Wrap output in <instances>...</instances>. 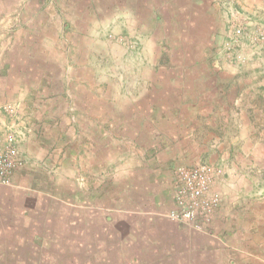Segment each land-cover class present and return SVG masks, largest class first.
<instances>
[{"label":"rangeland","instance_id":"1","mask_svg":"<svg viewBox=\"0 0 264 264\" xmlns=\"http://www.w3.org/2000/svg\"><path fill=\"white\" fill-rule=\"evenodd\" d=\"M259 34L264 0H0V107L40 137L35 167L0 185V264H189L175 222L127 204L132 137L174 153L173 193L176 170L208 165L222 205L263 203Z\"/></svg>","mask_w":264,"mask_h":264},{"label":"crops","instance_id":"2","mask_svg":"<svg viewBox=\"0 0 264 264\" xmlns=\"http://www.w3.org/2000/svg\"><path fill=\"white\" fill-rule=\"evenodd\" d=\"M7 106L17 109L15 105L9 104L1 106L3 111ZM6 119L11 126H5L2 129L3 133L0 131V139L9 132L15 133L21 138L20 152L22 158L27 166L35 167V162L39 158L38 155L40 156L37 147L35 148V139H40V137H34L35 134L32 131L30 132L22 126V124H25L24 122L19 124L20 128L15 127L14 124L20 121L17 117ZM129 144L131 146L124 151L126 152L124 153L125 156H127L125 161L128 163L127 167H132L128 171L131 174V179H128L127 182L128 193L126 198L129 201L127 204L134 208V213L143 214L145 220L150 222L156 220L158 223L163 224L166 222L163 220H167L165 218L169 219L168 214L174 208L172 171L174 174L177 159L173 155L174 153H172L174 158L172 156L170 158L168 155L166 160L161 161L158 159L162 151L159 153L160 150L156 149L157 147L153 146L151 141L145 137H132L129 139ZM100 146L101 144L96 143V154ZM112 147L116 150L117 146L113 145ZM130 149L135 151L134 154L138 157H141L138 163L134 161V165H131L132 158L130 156L133 152ZM164 149L167 150L165 147ZM153 150L154 155L157 154L155 156L157 159H154L156 169L150 168ZM172 150L174 149L172 148ZM181 164H184V162H181ZM141 165L147 167L142 169ZM147 171H149L148 177L145 174ZM143 172L145 175H143ZM102 173L103 171L100 169L97 175L102 178ZM18 178L21 180L23 177L18 176ZM257 206H261V208ZM263 206L264 202L254 205L252 200H235L228 197L215 215L213 223L205 232H195L186 227V229L181 230V226L175 223L174 227L176 229L166 232V236L168 233H173L176 238L190 239L189 250L192 253V258L190 262L188 261L189 264H264ZM136 210L137 212H135ZM165 224L167 226L169 223Z\"/></svg>","mask_w":264,"mask_h":264},{"label":"built area","instance_id":"3","mask_svg":"<svg viewBox=\"0 0 264 264\" xmlns=\"http://www.w3.org/2000/svg\"><path fill=\"white\" fill-rule=\"evenodd\" d=\"M230 38L236 43L243 36V29L233 27ZM259 41L264 35H254ZM7 117L15 118L17 110L12 106L4 108ZM21 138L16 134H8L5 144L0 149V185L11 186L16 172L25 165L19 154ZM222 175L221 169L203 165L198 167H182L176 170L174 178V208L168 217L175 223L195 232H205L213 223L214 217L222 206V199L213 192L217 177Z\"/></svg>","mask_w":264,"mask_h":264}]
</instances>
